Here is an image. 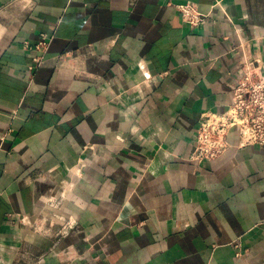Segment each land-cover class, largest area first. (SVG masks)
<instances>
[{
	"label": "crops",
	"instance_id": "0c3cea01",
	"mask_svg": "<svg viewBox=\"0 0 264 264\" xmlns=\"http://www.w3.org/2000/svg\"><path fill=\"white\" fill-rule=\"evenodd\" d=\"M243 59L264 0H0V264H264V148L190 160Z\"/></svg>",
	"mask_w": 264,
	"mask_h": 264
},
{
	"label": "built area",
	"instance_id": "2783aa9c",
	"mask_svg": "<svg viewBox=\"0 0 264 264\" xmlns=\"http://www.w3.org/2000/svg\"><path fill=\"white\" fill-rule=\"evenodd\" d=\"M184 21L199 26L206 17L192 4L177 6ZM47 36H43L46 45ZM244 44L241 43L240 48ZM243 72L233 84V101L225 112H204L199 120L190 160L212 161L225 154L233 144L229 136L237 131L239 148H264V72L248 59H243Z\"/></svg>",
	"mask_w": 264,
	"mask_h": 264
}]
</instances>
